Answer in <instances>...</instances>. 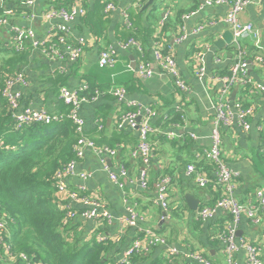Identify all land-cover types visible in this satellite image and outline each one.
<instances>
[{"label": "crops", "instance_id": "obj_1", "mask_svg": "<svg viewBox=\"0 0 264 264\" xmlns=\"http://www.w3.org/2000/svg\"><path fill=\"white\" fill-rule=\"evenodd\" d=\"M77 1L37 0L31 12L36 10L35 12H39L40 16L29 19L30 13L13 12L12 21L25 28H33L39 36H45L64 22L61 18H44L42 14L53 9L70 10ZM112 1L118 6V10L112 14H105L103 0H85V8L89 14L90 12L95 14L94 22L98 24L101 35L92 32L83 23V18L67 24L70 43L85 46V55L78 63L49 60L40 52L32 50L30 45L23 43V46L30 51L28 64L22 69L28 86H18L16 91L21 94L24 106L45 109L56 115L60 113L61 103L54 88L57 76L66 78L69 87L73 90L84 86L89 90L97 86L105 87L106 90L125 87L128 96L123 103L108 95V97H100L95 102L84 104L80 110V117L85 121L86 137L94 141L110 139L113 142L117 155L110 159L111 168L117 171L120 167H125L129 172V181L125 182L124 188H119L110 180L100 162V157L94 151L87 150L85 158L78 164L77 172L86 173L90 178L87 180L78 176L69 178L66 182L67 186L83 194L101 198L110 210L113 221L107 223L77 218L74 221L78 225V230L84 233L85 238L89 235H95L97 238L99 234H105L114 242L116 246L109 255L112 263H119L122 260L124 251L142 230L154 229L166 237L168 245L159 246L139 256L133 264H195L187 257L191 252L205 254L213 264H226L221 238L232 220L230 214L218 210L207 221L200 219L198 214L204 208L213 207L224 194L222 185L216 179L215 169L207 166L209 162L204 158V151L211 144L210 136L218 93L214 79L223 72L231 70L236 51L229 50L232 45L226 46L223 50L215 46L223 34L230 30L224 24L207 27L199 34L194 35L192 32L211 19H223L228 9L213 7L194 12L196 9L192 7L196 4L195 0H154V5L145 9V5L150 1L146 0L142 6L144 13L140 19L141 23L148 25L149 20L156 28L162 26L163 20L175 19L180 10L183 11L182 18L190 15L187 21L183 19L187 29V40L182 43L175 42V38L182 34L180 25L177 27V36L170 39V52L175 55L181 75L190 87L189 93H183L175 87L173 79L159 71L153 57L155 43H152L151 49L147 48L148 56L145 50L144 57L145 60L152 62L156 69V75L152 79H138L136 70L141 56L132 50H119L116 66L106 68L111 72L100 68V52L110 46L118 47L123 42L119 40L126 32L121 10L130 11L134 20H137L139 15V8L134 6L135 0ZM240 19L244 23L252 22L260 31L263 48L259 53L264 57V2L253 0L241 13ZM13 38L14 33L10 27L0 28V49L17 52V45L10 46ZM247 43L254 45L253 41ZM25 49L22 47L17 53H24L27 50ZM202 50H205L206 54L207 75L199 79L194 69V58L195 53ZM2 51L0 63L1 58H9ZM132 57L135 59V64ZM249 74L256 84L264 85V65L249 69ZM89 79L95 84H89L87 82ZM233 95L237 100L254 105L256 109L250 131L246 132L237 126L222 131L223 158L239 175L236 179V195L239 200L255 201L257 191L264 190V95L261 92L254 93L252 88L247 90L242 87L236 88ZM130 102L139 104L142 109H153L157 113L152 119L156 132L150 139L154 146V157L148 166L132 158V150L139 139L138 131L130 129L128 125L120 128V118L129 110ZM171 109L182 110L180 113L184 118L183 120L181 118L179 123L166 125V122H169L168 113ZM161 118L163 120L159 121ZM192 135H196V138ZM187 165H194L197 173L205 174L212 179L208 187L200 188L195 181V175L188 176ZM143 172L148 173L146 189L141 185ZM161 177H170L172 182L168 211H164L156 202L157 184ZM81 188H84L85 192ZM186 195H191L199 201L198 211L189 208ZM58 196L60 199L63 198ZM67 204L71 203L67 202ZM71 206L74 210H81L76 204ZM129 208H134L138 213L137 227H130L125 223L130 217ZM165 215L168 219L163 221L162 217ZM237 238L238 241L247 240L258 246L264 264V215L261 225H254L243 218L237 229ZM173 249L177 250L175 255L171 254ZM235 258L237 264L247 263V254L242 249L237 251Z\"/></svg>", "mask_w": 264, "mask_h": 264}, {"label": "built area", "instance_id": "obj_2", "mask_svg": "<svg viewBox=\"0 0 264 264\" xmlns=\"http://www.w3.org/2000/svg\"><path fill=\"white\" fill-rule=\"evenodd\" d=\"M134 6L142 8L146 0H135ZM253 0H198L197 8L227 7L226 15L223 19L215 18L208 23L198 26L192 34H199L207 27H215L216 25L224 24L230 31L233 32V45L236 47V56L229 71V75H219L214 81L218 87L216 103L214 107L213 128L210 136V147L204 151V158L213 165L215 169L216 179L224 189L223 196L215 203L213 207H207L199 212V218L203 221L211 219L218 211H225L230 214L231 222L225 230V235L221 238L224 252L226 255V264H237L235 255L239 249H242L247 254L246 264H262L260 257V249L258 246L248 242L247 240L238 241L237 229L243 218L248 219L254 225L263 223L264 215V190H258L255 201L242 202L237 197L236 179L239 178L237 172L232 170L223 158V136L222 131L226 128L241 127L248 132L252 127V119L255 115V106H245L242 101L232 100L233 91L239 87L252 86L254 93L260 92L264 95V85L256 84L250 77L249 69L262 67L264 65V57L259 52L255 55H250L245 48V42L253 41L254 46L260 51L263 48L262 36L259 30L256 29L252 22L244 23L241 21V13L252 3ZM264 2V0H260ZM105 14H112L118 10V6L112 0H103ZM0 3L7 5V0H0ZM26 7L34 8L37 0H26ZM36 11V10H35ZM31 12L29 19H34L40 16L39 12ZM38 13V14H37ZM12 10H7L4 15L0 16V28L10 27L14 33V38L11 45H17L16 50L21 51L23 43L31 46L34 51H38L43 57L64 63H78L85 55L84 44L75 45L70 43L68 38L69 29L67 24L75 22L77 19L84 18L88 11L85 8V0H78L77 4L68 10L65 8L53 9L43 13L44 18H61L64 22L55 31H50L45 36H39L33 28H25L12 21ZM122 19L126 31L136 30L134 20L130 11L121 10ZM184 21L190 19V15L185 16ZM182 34L175 38L176 43H182L187 40L185 25L180 27ZM243 41L244 43H242ZM119 50H132L141 56L138 63L136 74L140 80L152 79L156 75V69L152 62L145 60V49L143 45L136 39L131 38L128 41L121 42L118 47L110 46L103 49L99 54V66L102 69L114 68L119 58ZM208 50L210 48L208 47ZM205 50L197 51L194 58V69L199 79H203L207 75L205 66ZM153 57L155 63L159 67V71L173 79L175 87L183 92L189 93L190 87L181 75L178 67L177 59L171 52L163 53L162 46L155 43L153 49ZM18 86H28L24 73L7 79L4 84L2 95L7 105L9 106L12 116L16 122V129H23L25 126L31 125H51L64 119V115H53L45 109H34L26 107L22 104V96L16 91ZM88 87L84 86L78 90H73L64 87L60 90V100L71 108L69 118L73 121L78 133L81 134L80 139L74 146L75 159L70 161L63 170L55 175L56 188L58 194L68 199L71 204H76L81 207V210H74L71 204L66 205L68 220H65V225L69 221L77 218H82L89 221H113L110 210L105 206L102 199L94 195H86L81 191L71 189L67 186V179L72 177H80L83 180L90 178L86 173H78L77 167L80 161L85 158L87 150H92L100 157V162L104 170L108 173L110 180L119 188L125 187V182L129 181V172L125 167H120L117 171L111 168L110 159L117 155V150L107 146H97L91 139L84 136L85 121L80 117V110L83 105L89 102H95L102 97L101 91H96L92 97H82L81 95L88 92ZM108 95H112L118 102L123 103L128 96V92L124 87H114L106 90ZM129 110L120 118V128L127 126L130 129L137 130L139 139L134 149L132 150V158L140 161L144 166L151 164L154 157V146L151 142V136L156 132L152 124V119L156 117L155 110L146 108L142 109L139 104L130 102ZM141 119L139 122L138 119ZM102 129V127H100ZM196 138V135H192ZM188 176L195 175V181L200 188H206L211 183V178L205 174L197 173L194 165H189L187 168ZM134 183L133 181H130ZM170 177L161 178L157 184L158 197L157 203L164 211H168L170 200ZM141 185L144 189L148 186V173L143 172L141 176ZM84 192L85 189L81 188ZM129 218L125 223L130 227L138 226V213L134 208H129ZM165 215L162 220H167ZM4 224L0 223V229H4ZM3 231V230H1ZM99 242L108 240L105 234L97 236ZM166 237L161 235L154 229L142 230L139 236L132 242L123 255L120 264H133L135 255H142L150 252L152 249L159 246H167ZM7 248V246H5ZM177 253L176 249L171 251L172 255ZM4 256L10 263L17 260L25 261L26 264H42L34 258L28 257L26 254L13 255L10 247L5 251ZM187 257L195 264H213L212 261L203 253L191 252Z\"/></svg>", "mask_w": 264, "mask_h": 264}, {"label": "trees", "instance_id": "obj_3", "mask_svg": "<svg viewBox=\"0 0 264 264\" xmlns=\"http://www.w3.org/2000/svg\"><path fill=\"white\" fill-rule=\"evenodd\" d=\"M195 1L192 9L197 11L199 2ZM7 2V5L0 3V16L7 10H12L15 14L31 13V8L25 6L26 0ZM142 10L139 9L137 20L133 19L136 30L124 32L119 40L123 42L131 38L138 40L145 47L147 56V48L151 49L152 43H158L163 45V53L168 54L170 39L177 36L179 25L184 26L183 11H178L173 20H163L162 26L156 28L149 20L148 25L141 23L140 19L144 13ZM88 14L83 18V23L96 35H101L98 24L94 22L95 14L93 12ZM244 45L250 55L259 52L254 45L251 46L249 43ZM25 48L27 49L26 46ZM28 49L24 53L0 49V52L9 57L1 58L0 63V223L5 225L4 229H0V264H26L22 260L8 262L4 256L8 247L13 255L23 253L42 264H120L112 263L109 257L111 250L116 246L110 239L99 242L96 241L95 235L85 238L74 220L65 225V220H68L66 209L68 199L59 198L55 175L75 159L74 146L81 137L69 118L71 108L61 100L59 111L65 116L63 120L51 125H31L16 129V122L3 98L2 90L7 79L24 73L22 69L28 64L30 55ZM229 50L236 51V47L232 45ZM222 75L227 76L229 72H223ZM55 81L54 88L58 97L62 88L71 89L63 76H57ZM87 82L95 84L90 79ZM104 88L97 86L81 96L88 98L96 91H101L102 97H108ZM251 88L252 86L244 87L247 90ZM242 103L245 106L249 105L246 102ZM180 112L182 110L171 109L166 125L179 123L181 118L183 120L184 115ZM162 120L163 118L159 121ZM92 141L97 146L115 149L110 139ZM208 164L210 169L214 168L211 163ZM139 256L141 254L135 255L133 262Z\"/></svg>", "mask_w": 264, "mask_h": 264}, {"label": "water", "instance_id": "obj_4", "mask_svg": "<svg viewBox=\"0 0 264 264\" xmlns=\"http://www.w3.org/2000/svg\"><path fill=\"white\" fill-rule=\"evenodd\" d=\"M153 4H154V0H150L145 5L144 8L147 9L148 7H150ZM229 45H233V32L230 31V30H228L227 32H225L223 34V37L215 43L216 48L219 49V50H223V49H225L226 46H229ZM132 61L135 64V59L133 57H132ZM235 99H236L235 98V95H233L232 96V100L235 101ZM138 121L140 122L141 119H139ZM186 201L188 203L189 208L192 211H198L199 210V201L196 200L193 196L186 195Z\"/></svg>", "mask_w": 264, "mask_h": 264}, {"label": "rangeland", "instance_id": "obj_5", "mask_svg": "<svg viewBox=\"0 0 264 264\" xmlns=\"http://www.w3.org/2000/svg\"><path fill=\"white\" fill-rule=\"evenodd\" d=\"M242 43H244L243 41H241ZM245 43H247V42H245ZM105 71L106 72H111V70H108V69H105ZM96 241H98V240H96Z\"/></svg>", "mask_w": 264, "mask_h": 264}]
</instances>
